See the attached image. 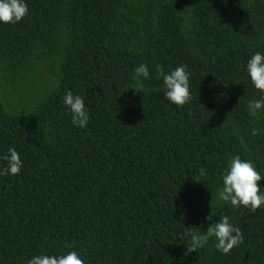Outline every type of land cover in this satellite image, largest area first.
<instances>
[{"label":"trees","instance_id":"trees-1","mask_svg":"<svg viewBox=\"0 0 264 264\" xmlns=\"http://www.w3.org/2000/svg\"><path fill=\"white\" fill-rule=\"evenodd\" d=\"M26 3L23 21L0 24V168L9 148L23 161L0 174V264L73 249L85 264H264V208L217 198L235 155L264 176V117L248 112L261 93L245 71L264 52V0ZM141 63L151 79L138 93ZM181 64L192 99L178 108L156 65ZM69 90L86 129L66 114ZM212 212L242 242L188 252Z\"/></svg>","mask_w":264,"mask_h":264},{"label":"clouds","instance_id":"clouds-1","mask_svg":"<svg viewBox=\"0 0 264 264\" xmlns=\"http://www.w3.org/2000/svg\"><path fill=\"white\" fill-rule=\"evenodd\" d=\"M29 12L26 0H0V24L9 25L23 21ZM245 71L253 87L261 93V98L248 102L249 115L255 118L264 117V52H255L247 61ZM157 79L163 81L165 98L176 107L188 104L192 97L190 92L191 73L187 65L181 64L175 69L165 71L160 65H156ZM133 79L137 81L138 89L143 87V81L151 79L149 67L141 63L134 69ZM66 114L71 117V123L79 129H86L90 122L89 109L85 105V99L81 95H74L67 91L63 97ZM259 130L253 127L251 135H258ZM0 174L18 175L22 171L23 161L15 148H9L5 156ZM222 187L217 191V198L233 208L243 207L245 210L255 213L264 208V190L259 187V182L264 176L256 169L251 160L242 159L239 155L232 157L227 169L221 175ZM199 183V182H198ZM215 215L210 213L205 217L209 226L207 231L201 234L191 235L188 252H197L204 248L211 238L215 239V248L222 254H229L231 250L242 242V233L235 227L228 216L220 215L219 220L213 222ZM65 248L73 249L71 244ZM27 264H85L76 250L46 254L41 252L33 255Z\"/></svg>","mask_w":264,"mask_h":264}]
</instances>
